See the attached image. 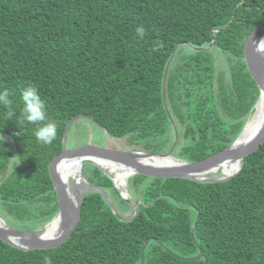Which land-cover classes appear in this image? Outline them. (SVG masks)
Segmentation results:
<instances>
[{
    "label": "trees",
    "instance_id": "trees-1",
    "mask_svg": "<svg viewBox=\"0 0 264 264\" xmlns=\"http://www.w3.org/2000/svg\"><path fill=\"white\" fill-rule=\"evenodd\" d=\"M262 24L264 0H0V91L9 90L16 112L8 120L0 105V136L8 137L0 141V171L7 165L1 216L17 229L35 230L57 214L47 166L62 149L68 121L79 114L134 148L167 151L174 130L162 81L176 43L165 78V103L178 132L173 154L194 162L230 145L259 96L240 46ZM138 26L145 29L143 39ZM213 29V47L229 62L228 79L217 74L211 48H191L206 47ZM29 85L46 103V122L56 125L50 145L40 144L38 125L20 115V94ZM10 149L16 153L12 168ZM87 167L90 184L110 190L130 209L109 176L91 163H84L83 173ZM129 181L138 203L132 219H119L91 191L66 241L24 251L0 240V264H46L45 258L51 264H139L149 237L162 244H147L144 264H264V143L225 181L140 174ZM200 250L199 260L180 258Z\"/></svg>",
    "mask_w": 264,
    "mask_h": 264
},
{
    "label": "water",
    "instance_id": "water-1",
    "mask_svg": "<svg viewBox=\"0 0 264 264\" xmlns=\"http://www.w3.org/2000/svg\"><path fill=\"white\" fill-rule=\"evenodd\" d=\"M233 20L234 19L231 18L226 28L232 23ZM215 31H218V29H213L210 31L212 39L206 47L191 46V48L194 50L210 49L215 42ZM254 41L258 44L264 41V24L253 28L243 38L242 44L240 46L239 55L240 61L243 65L246 74L248 75L250 81L259 92L258 101L255 104L256 106L260 99H264V57L261 58L258 54V51L255 50V47L257 45L253 43ZM179 45L180 43L175 44L173 51L166 62L162 81V100L174 130V140L170 148L165 152H152L141 150L123 151L110 149L102 146H96L89 143L83 146L68 149L65 147L64 137L61 151L49 161L47 166L51 184L57 198V214L49 222L45 223L43 226L35 230H21L13 228L7 224L5 219L0 214V240L24 251L33 249H49L60 245L61 243L66 241L75 230L80 218L83 199L85 195H87L91 191H96L100 193L110 205V208L113 213L119 219L125 221L132 219V217H134L137 213L138 203L132 202V200L129 199V193L127 189L124 188V191H122L115 184L111 174L99 165L96 158H102L128 167L130 170L129 176H132L134 174H140L153 178H185L197 182H220L228 180L232 178L235 174H237V172L241 169L245 157L257 151L264 143V121L249 137L241 141L239 140L242 134L241 133L227 147L223 148L222 150L216 153L207 155L198 161L190 162L183 159H177L172 155L174 146L178 141V132L175 124L173 123L170 117L165 103V78L169 64ZM85 116L90 118L88 115ZM147 156H156L160 160L159 162L154 163H147L141 160L142 158ZM70 158L79 159L78 178L81 181L80 184L79 182L74 180H72V182L70 183L67 180L64 181L55 171L57 164L61 160ZM165 158L173 159V163L164 162ZM228 161H238L240 163L239 168L234 173L224 175L221 170V173L218 176L208 175L217 171V169H214V166L220 165ZM84 163H91L96 165L107 176L111 178L113 187L129 204L130 209L132 210L130 215L120 214L116 210L114 204L112 203L110 197L106 194L105 190L102 187L98 185H92L87 181L83 173ZM5 168H7V165L3 167V169ZM197 218L198 214L194 221V224H196ZM51 223H54L55 226L54 228H51V230H48L47 227ZM191 236L194 240L193 228L191 230ZM151 240L162 244L160 240L155 239L154 237L147 238L141 245L139 264H144V250ZM180 258L199 260L200 258H202V252L200 250L199 253L193 257Z\"/></svg>",
    "mask_w": 264,
    "mask_h": 264
},
{
    "label": "rangeland",
    "instance_id": "rangeland-1",
    "mask_svg": "<svg viewBox=\"0 0 264 264\" xmlns=\"http://www.w3.org/2000/svg\"><path fill=\"white\" fill-rule=\"evenodd\" d=\"M211 51L214 54L215 59H216V67L215 68H216L217 74L219 72L223 71L225 73L224 74L225 79H228L229 78V76H228V64H229V62L228 61L226 62L225 55L221 54L220 51L218 49L214 48L213 46L211 47ZM257 101H258V98L256 99L255 103L253 104L254 110H251V112H249L247 114V116L242 118L240 131L237 134V136L239 134L243 133L247 124L254 117V114L257 111V105L255 106ZM2 137H4L5 139L8 140V137H6V136H2ZM65 141H66L65 147L68 149L83 146V145L90 143L92 145L102 146V147H106V148H110V149H116V150H123V151L141 150V151H145L143 149L134 148V146H136V143H132L126 137L114 138V137L108 135L101 126H99L93 120L86 118V117H83V116L75 117L70 121V123L67 126ZM9 144L12 147L11 142ZM175 151H176V149L174 148L172 151V155L177 159H181L176 154H173V153H175ZM10 155L11 156L9 159V165L8 166H9V168H12L15 165V161H16V153H15L14 149H10ZM220 171L221 170H217L216 172L210 173L208 175L218 176L221 173ZM91 175H92V172L89 169V167H87L86 173H84V176L88 180V178L91 177ZM129 177H131V176L127 177V184L125 185V189H127L128 193H129V196H128L129 199H131L132 202H136L137 198H134L132 196L134 185L132 184L131 181H129V183H128ZM105 192L110 197V199L112 200V203L114 204L116 210L119 213H121L123 215H130L131 214L132 210L126 209L125 205L123 206L119 199L115 198L114 196H112L110 194V192H111L110 190H105ZM122 212H124V213H122ZM6 222L9 226H11L13 228L16 227V226H13L12 221L6 220Z\"/></svg>",
    "mask_w": 264,
    "mask_h": 264
},
{
    "label": "bare ground",
    "instance_id": "bare-ground-1",
    "mask_svg": "<svg viewBox=\"0 0 264 264\" xmlns=\"http://www.w3.org/2000/svg\"><path fill=\"white\" fill-rule=\"evenodd\" d=\"M256 48L258 49V54L261 58L264 57V41L257 44ZM250 121V120H249ZM264 121V99H260V101L257 104V111L254 114V117L251 119V121L247 124L245 130L241 134L239 140H244L245 138L249 137ZM99 165L105 169L107 172L111 174L113 177V180L116 184L115 177L117 178L119 184L121 185L122 189L124 190L127 177L130 175V170L128 167H125L124 165L117 164L102 158H96ZM144 162L147 163H154L159 162V158L156 156H147L141 159ZM164 162L166 163H173V159L171 158H165ZM240 166V163L238 161H228L225 163H222L220 165L214 166V169L222 170L224 175H229L234 173ZM56 173L64 180L68 181L69 183L72 182V180L81 183V181L78 178L79 174V159L77 158H70V159H64L61 160L55 169ZM221 172V171H220ZM55 224L51 223L47 229L51 230V228H54Z\"/></svg>",
    "mask_w": 264,
    "mask_h": 264
},
{
    "label": "clouds",
    "instance_id": "clouds-1",
    "mask_svg": "<svg viewBox=\"0 0 264 264\" xmlns=\"http://www.w3.org/2000/svg\"><path fill=\"white\" fill-rule=\"evenodd\" d=\"M136 34L140 39L145 36V29L142 26L136 28ZM257 45V42H253ZM255 50H258L255 47ZM22 103V111L20 113L22 120L26 123L38 125L35 131L36 140L42 145H50L56 138V125L53 122L47 121L46 103L41 99L39 91L35 85L25 87L20 94ZM12 100L8 89L0 91V105L8 109L6 115L8 120L13 119L16 115L12 108ZM0 141L4 143V137L0 136ZM19 164V163H18ZM46 259V264H51L50 259Z\"/></svg>",
    "mask_w": 264,
    "mask_h": 264
},
{
    "label": "flooded vegetation",
    "instance_id": "flooded-vegetation-1",
    "mask_svg": "<svg viewBox=\"0 0 264 264\" xmlns=\"http://www.w3.org/2000/svg\"><path fill=\"white\" fill-rule=\"evenodd\" d=\"M79 116L86 117L85 115H77V116H75V117H79ZM75 117H74V118H75ZM86 118H88V117H86ZM71 120H72V119H71ZM71 120H70V121H71ZM70 121H69V123H70ZM69 123H68V124H69ZM67 126H68V125H67ZM64 144L66 145V141H65ZM7 164H8V163H7ZM6 169H7V168H5L4 170H1V171H0V179H1V177L4 175V172L6 171Z\"/></svg>",
    "mask_w": 264,
    "mask_h": 264
}]
</instances>
